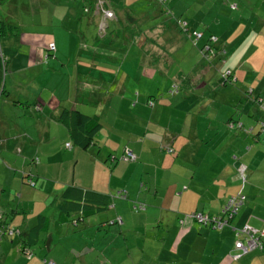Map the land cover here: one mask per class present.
I'll list each match as a JSON object with an SVG mask.
<instances>
[{"label": "rangeland", "instance_id": "1", "mask_svg": "<svg viewBox=\"0 0 264 264\" xmlns=\"http://www.w3.org/2000/svg\"><path fill=\"white\" fill-rule=\"evenodd\" d=\"M145 1L141 0L133 6H129L128 4L125 6L124 0H118L115 1L116 4L113 6L116 9L124 8V12L132 15L136 21H144L143 24L137 21L139 23L137 26L140 29L148 27V24L150 25L149 30L153 28L151 26L155 27L158 25L157 32H146L149 40L144 42V46L149 53L159 55V57L156 55L159 58L158 63L156 62V58L151 61V59L144 55V50L138 45V42L141 43L140 41L134 42L133 40H129L128 37L124 40L121 22L111 20L112 18L106 19L108 26L105 29L103 37L105 39L96 40L95 36L98 33V23L96 21L99 17L94 16V20L87 22L88 17L81 13L80 8L82 6L80 7L81 4H78L80 3L79 1L66 2L67 5H65V1H62L57 5L51 6L49 0H42V3L45 2L46 5L41 6L40 0H0V44L7 46V38H9L11 45L18 49V53L14 59L6 64V70L4 72L0 71V90L4 89V92L0 91V122L13 123V120L16 118L17 123L26 126L31 133L36 134L37 132L28 120L40 121L46 116L44 112L40 113L36 111L35 107H33V110L26 109V115L22 111L17 113L3 103L7 98L15 100L16 97L22 98V96H26L31 100V104L35 98H38L36 107L45 112L47 111L48 116L50 115V111H53L55 107H58L60 110L62 105L67 107L76 106L87 115L98 116L103 129L95 136V139L100 143L108 140L112 145L114 144V148H117L111 149L107 158L110 156L109 160L111 161V157L113 156L117 161L125 162L122 159V155L126 146L124 145L123 138H121L124 134L117 133L113 130V127L126 131L123 129L121 122L132 121L134 115H147V113L141 112L138 108H134L135 104L133 101H136L139 93L145 99L150 100V102L145 104L150 110V114L158 109L160 102L157 100L168 98V92L178 83L179 92H176L179 95L181 94V98L192 92L193 95H198L204 100L191 111L190 116H198V121L202 122L223 117L226 122L231 115L234 119H237L235 127L231 131L241 132L238 136L240 135L243 140L246 139L245 150L243 152L245 158L252 157L250 155L254 151L252 147L258 144L260 146V157L264 160V26L260 29L259 26L252 24L253 22L256 23L260 18L263 19L260 20L261 22L264 21V0H180L184 5L183 7H179L177 13L184 21L187 19L191 22L188 24V34L181 31V28L176 24L175 18L178 17L173 12L153 14L155 6H148ZM24 4H27V9H25ZM165 5H167L166 1ZM53 9L56 11L54 16L50 12ZM64 9L66 12H68V9L70 11L75 10L76 15H74V18L76 16V20L80 18L76 21V26H74L75 31L73 30L70 34L64 31H67L66 29L70 27V23L74 18L68 19L66 27H64V24L60 25L57 22V18L61 19V11ZM164 9L166 10V8ZM237 20L240 23L232 29L223 47L225 52H221L220 50L216 54L208 53L205 55L201 52V45H198V40L195 41L189 36V33L195 26L199 29H195L197 31H203L207 35L209 33L217 35L226 30L227 27H232L231 24ZM52 24L54 27L51 26ZM83 29L89 31L84 39L78 32V30ZM25 30L39 31V33H35L37 40H41L45 36L42 32H47L48 45L53 44L55 40L57 53L62 55V61L61 58L55 57L57 55L49 56L51 59L50 63L47 64L49 59L45 57L46 55L41 56V53L38 58L36 56L33 60L34 55L37 53L38 45L32 44L28 40H22V43L18 40V44L16 42L15 36L22 35ZM256 30L260 32H253ZM71 35L78 38V43L74 44L72 48L70 39L73 37H70ZM65 39L68 40V46L66 48H58ZM150 40H153V42ZM105 41H108V47L105 46L106 48L102 45ZM43 42L47 44L46 40ZM80 42L86 43L88 49L82 50ZM156 43L163 44L160 46ZM33 46L34 48H32ZM111 46L113 47L108 49ZM94 48L99 53V58L110 60V62H112V59L108 56H113L115 59V69L111 74L107 70L101 71L97 69L98 72L104 75L105 79L103 77L100 78L99 75L87 77V71L82 73L76 69V54L79 52L80 58L84 59L86 55H90L89 51H92ZM122 51L124 53L120 54ZM83 65L85 64L83 63ZM83 65L81 67L85 69ZM58 70H60V73ZM227 70H231L237 80L233 83L227 82L224 85L221 75L226 73ZM79 73L81 74L79 75ZM197 73L202 77L198 76V79H193V76L195 77ZM112 81L114 82L112 83ZM200 82H204V85H199ZM190 83H193L194 86H191ZM222 91H226L228 95H225ZM217 92L222 93V95H219ZM210 93L211 95L209 96ZM134 95L135 98H133ZM121 101L128 103V105L130 104L131 107L124 110L125 106L120 103ZM203 107H207L206 113H200ZM244 108L249 109L251 112L243 111ZM120 114L131 116V118L121 116ZM247 115L252 119L257 118L256 124H253ZM162 122L164 123H160L161 125L168 123L167 120ZM239 123L242 129L238 128ZM251 128L253 131L249 132ZM172 129L170 128V131ZM2 130L3 127L0 123V138L4 139L12 135V131H7V128L4 130L7 131L5 134ZM206 130L208 131L207 134H210L209 132H212V134L214 131L216 132L215 127L214 129L207 128ZM184 131L186 132L187 128ZM229 131L224 130L223 134L224 132L229 133ZM257 133H259L260 140L255 143ZM202 134L204 133L202 132ZM64 137L60 136L57 128L52 125V133L45 136L42 141L39 142V137L37 136H34L37 140H32V138L23 135L17 139L16 146L26 139L25 151L28 152V155L23 153L20 157L23 158L24 156V158H27L28 166H38V164L46 162V160L43 161L41 155V151L43 150L53 156V159L51 158L48 161L49 168L46 169L48 174L51 168L50 165H54L55 167L52 166L53 173L51 174L50 172L52 176L60 173V176L64 178L71 177L76 182L78 174L81 172L82 178L85 180L87 171L85 168L81 169L80 165H77V162L65 164L73 158V150L78 151L81 148L72 144L71 139L67 135H64ZM8 139L11 140L10 138ZM66 142L71 143L70 148L65 146ZM89 147L90 149L94 148L93 145ZM211 147L212 149L217 148L216 146ZM177 152L178 150L174 154ZM105 154L106 150L101 148L100 155L104 156ZM14 156L15 152L9 160H13ZM34 158L37 159L34 160L37 164L32 163ZM0 160L2 161V159ZM2 162L7 169L14 171L9 172V178H13V173H17L20 176L24 174L23 169L15 165L17 164L15 163V159L12 163L7 161ZM59 162L64 163L62 169ZM240 164L245 168L243 172L245 180L243 183V177L238 174L239 183L232 185V187H237L236 193L230 196L241 192L245 195V200L247 199V201H244V207H247L249 197L246 189L248 186L256 184L261 187L260 193L264 194V163L260 165V170L256 173L258 175L257 178H254V175H250L246 169L247 165L245 161H241ZM200 175L202 176L203 174L197 168L194 179H199ZM206 175L208 176V173ZM33 179L34 177H32V181H34ZM189 179L191 180V177ZM6 183L8 186L16 188L14 197L16 201L22 200L20 206L23 205L24 212L19 215L17 213L16 215L6 214L5 216L9 221L8 225L11 226V229L17 228L21 231H23V228L18 223H13L12 220L15 217H19L20 222H22L24 216H26V221L30 218L37 219V214L45 210L44 214L49 215L53 211V208L49 204L50 199L53 197L51 192L62 188L56 181L45 179H39L36 187L27 181H24L25 184L21 183L19 178H16L14 183L10 184L8 181ZM223 184L227 186L226 181ZM21 186L22 191L20 189ZM1 194H4V192L1 189L0 180ZM4 195L6 196V194ZM16 195H19L20 198L18 199ZM14 197L9 195L8 199L11 201ZM133 202L141 203L140 201ZM240 208L238 213H242V206ZM247 208L249 212L247 214H254L253 216L259 217L264 222V207L250 205ZM1 212L2 210H0ZM7 212H10V210ZM201 212L198 210V213ZM184 215L185 213L182 216ZM117 219H120V221L117 224H110L109 227L119 226L123 223L122 216L118 215ZM10 222H12L11 225ZM6 231L7 229L3 231V226L0 225V242L3 243L0 246V264H29L31 258L28 255L20 253L19 235L16 233L9 235ZM66 242L65 238L60 239L52 247L53 250L44 255L45 259L53 261L57 259L61 262H67V264H83L76 253L66 254L62 250V247L66 246ZM43 244L44 239H41L34 248L39 249ZM34 248H32L33 254L31 257L37 259L39 256L36 253L37 249ZM2 253L5 256H1ZM95 258L92 256L90 261L94 262Z\"/></svg>", "mask_w": 264, "mask_h": 264}, {"label": "crops", "instance_id": "2", "mask_svg": "<svg viewBox=\"0 0 264 264\" xmlns=\"http://www.w3.org/2000/svg\"><path fill=\"white\" fill-rule=\"evenodd\" d=\"M139 1L141 0H129V2L124 0V5L133 6ZM40 4L46 5L45 2L42 3V0H40ZM167 5L171 13L173 12L179 18L180 15L177 11L184 4L180 0H167ZM24 6L26 9L28 8L27 4H24ZM155 13L156 11H153V14ZM260 20L263 19L260 18L256 23L253 22L252 24L259 26L261 29L264 26V21L261 22ZM186 21L188 24L191 23L187 19ZM239 23L237 20L231 24L232 27H227L226 30L217 35L214 33L207 35L202 31L201 37L197 39L198 45L206 43L208 36L214 34L219 38L218 44L224 47L232 29ZM190 26L192 27V25ZM149 27L143 28L145 31L157 32L158 30V25L153 30H147ZM194 29H198L197 26ZM84 32L86 34L87 32L89 33L87 29H84ZM253 32L260 31L256 30ZM36 37L32 33H23L20 36L21 43L22 40H28L32 44L38 45L37 53L34 55L33 60L36 56L37 58L39 57L41 52L39 45L47 40V35L41 40H37ZM70 37H73L70 39L72 48L74 44L78 43V39L73 35ZM156 44L161 46L163 43ZM56 55L62 61V55H59L57 51ZM15 56L11 58V61ZM49 63L50 60L47 64ZM76 69L82 73L85 72V69L80 67ZM58 72L60 73V70ZM198 76V73L195 74L193 79ZM101 77L105 78L102 73ZM221 80L223 81L222 75ZM199 84L204 85V82ZM178 92L174 94L168 92V98L157 100L160 102L158 109L150 114V110L145 106L149 99H145L139 93L136 101H133L135 104L134 108H138L141 112L147 113V115H134L132 121L121 122L123 129L126 131L113 127V130L117 133L124 134L121 138L124 140L125 148L132 150L136 154L137 159L135 161L119 162L116 160L113 163L109 160L110 156L107 158L109 151L117 148H114V144L112 145L108 140L100 143L95 139V136L103 129V125L100 122L101 127L95 134L91 144L94 148L90 149V147H87L78 151L73 150V158L65 163L77 162L81 169L85 168L87 170L86 179L82 178V173L80 172L76 182L70 176V178L60 176V173L52 176V166L54 165H50L51 174L50 172L48 174L46 171L49 168L48 161L51 158L53 159V156L48 152L41 151L43 161L46 160L44 164L28 166L27 158H24V156L23 158L20 157L23 153L28 155V152L25 151L26 139L16 146L17 139L23 135L32 138V140H37L34 138V136H37L39 137V142L42 141L45 136L52 133V125L57 128L60 136L64 137V135H67L70 138L67 128L55 118L57 112H59L58 107H55L53 111L51 110L49 116L46 113L47 111H38L40 113L44 112V115H46L40 121L28 120L37 132L36 134L31 133L26 126L17 123L16 118L13 123L0 122L4 134L8 130L12 131L10 137L0 138L2 139L0 141V159L11 163L15 159L17 167H21L23 171L33 175L34 187L38 185L39 179L56 181L62 187L60 190L51 192L53 197L50 199L49 204L53 211L49 215L44 214L45 210L37 214V219L30 218L26 221V216H24L22 222H20L19 217H15L12 220L13 223H18L23 228L25 235L22 236L20 241L24 244L23 239H25L27 241L26 244L31 249L41 239H44V244L39 249L34 248L37 249L36 253L39 257L37 259L30 257L29 264H43L44 255L52 251V247L62 238L67 240L66 246L62 247V250L66 254L76 253L83 264L93 262L90 261L92 256L96 257L92 264H264V247L263 250H252L245 254L234 248L236 236L231 227L224 226L221 229H214L188 218V212L198 210L209 215H220L225 201L230 195L236 193L237 187H232V185L240 181L237 173L240 162L245 161L246 169L250 175H254V178L258 177L256 173L260 170V165L264 163V160L260 157V146L256 144L252 147L254 149L253 153L250 154L252 157L245 158L243 152L246 139L243 140L240 135L238 136L241 132L229 131L227 126H225L223 117L202 122L198 121V116H190L191 111L198 107L199 104L190 110H183L180 104L182 100L181 94L179 95ZM222 92L228 95L226 91ZM218 94L222 95V93ZM133 98H135V95ZM200 99V103L204 101L202 98ZM16 100L28 103L29 106H19L20 104L14 103V100L11 101L9 98L4 101V104L17 113L22 111L24 115L27 113L26 109L33 110L34 105L38 103V98H35L31 104V100L26 96H24V100L19 97ZM10 102L11 104L13 102L12 107H9ZM120 103L124 104V110L131 107L126 102L123 103L121 101ZM21 107L24 109L22 110ZM71 108L77 107L71 106ZM252 110L255 111L254 108ZM206 111L207 107H203L200 113H206ZM243 111L251 112L245 108ZM120 115L131 118V116L125 114ZM230 117L232 116L230 115ZM164 120H167L168 123L161 125L160 123H164L162 122ZM250 120L253 124H256L257 118H250ZM15 121L16 123H14ZM214 127L216 132L207 134L208 131L206 129H214ZM5 128H7V131H4ZM170 128H173L172 131H170ZM185 128H187L186 132L184 131ZM224 130L229 131V133L224 132L223 134ZM181 133L183 134L182 136ZM259 140L260 136L254 142L257 143ZM167 146L173 147V152H168L166 150ZM211 146H216L217 148L212 149ZM101 148L106 150L104 156L100 155ZM177 150L178 152L174 154ZM14 152V159L9 160L14 155ZM2 161L0 160V180L3 192L6 194V196L4 194L2 196V207L6 212L10 210V212L6 213L8 215L22 214L24 212L23 205L20 206L22 200L15 204L13 200L10 201L8 199L9 195L14 197L16 188H12L6 183V181L10 184L14 183L16 178L22 180V176L13 173V178H9V172L14 171L7 169ZM59 164L62 169L64 163L59 162ZM197 168L203 175H200L199 179H194ZM206 173H208V176ZM189 177H191V180ZM224 181L227 182V186L223 184ZM72 186L80 187L87 193L104 196L105 200L113 206L111 208L97 209L95 204L89 205L91 208L82 210L84 214L83 221L78 227H73L69 219H67L68 214L55 209V202L59 201L60 196L67 187ZM118 188L126 190L127 197L125 200L107 197V195ZM20 189L22 191V186ZM260 191L261 187L256 184L248 186L246 189L249 197L247 207L250 205L264 207V194H261ZM10 192L13 194H10ZM133 201H140L145 208L134 211ZM244 206L245 202L242 205V213H238L231 220V224L239 227L244 222H248L254 227L261 228L264 222L259 217L253 216L254 214H247L249 213L248 208ZM14 208L15 210H13ZM183 213H185L184 216H182ZM118 215L122 216L123 223L121 225L109 227L110 225L103 224ZM2 245L3 243L0 242V246ZM235 254H239L237 259L232 258ZM1 256H5V254L2 253ZM54 261L56 264H67V262H61L57 259H54Z\"/></svg>", "mask_w": 264, "mask_h": 264}, {"label": "trees", "instance_id": "3", "mask_svg": "<svg viewBox=\"0 0 264 264\" xmlns=\"http://www.w3.org/2000/svg\"><path fill=\"white\" fill-rule=\"evenodd\" d=\"M62 1H65V5H67L66 2H71V1H74V0H52V1L50 0V2H51L50 4H51V6H53V5H57V4L61 3ZM75 1H79L80 2L78 4L79 5L81 4L80 7L82 6L80 8L81 13L84 16H87L89 18V19L87 18V22H91L92 20H94V16L95 17L96 16L99 17V19H97V21H96L98 23L97 24V30L99 29L100 22L103 20L104 12L108 11V10L111 11L113 13V17H112L111 20L120 21L121 22V25H122L121 30L124 33V35L122 36L123 39L125 40L128 37L129 40H133L134 42H136L137 40L140 41L141 43L138 42V45H140L141 49L144 50L143 51L144 55H146V57L151 59V61L154 58H156L157 59L156 62L157 63L159 62V58H158L159 55L155 54V53H149L147 48L144 46V42L149 40V38L146 35L147 31L142 29L143 27L140 29L137 26V24H139V23L143 24L144 21H142V20L138 21L137 20L139 22L138 23L136 20H134L132 15H130V14L126 13V12L125 13L123 12L124 8L116 9L113 6V5L116 4L115 0H75ZM165 1L167 3V0H150V1L146 0L145 2H146V4L148 6H153V7L155 6L154 7L155 9H153V11H156L155 14H158V13H169L170 9H169L168 5H165ZM41 6H44V5H41ZM164 8H166V10ZM25 9H26V7H25ZM50 12H52V16H54L56 11H54V9H53ZM74 15H76L75 10L70 11L68 9V12H66V10L64 9L63 11H61V19L57 18V22L60 23V25L64 24V27H66L65 26L66 22L69 21L71 18H74ZM76 18H77V16L70 23V27H68L66 29L67 31H64V32H68L69 33V32H72L73 30L75 31V27L74 26H76V21L80 19L79 18V19L76 20ZM107 19H109V18H107ZM175 20H176V24L181 28V31H183L186 34H188V22L184 21L180 17L179 18H175ZM181 22H184V25H181ZM106 24H107V22H106ZM134 24H135V26H134ZM51 26L54 27L53 24ZM149 26L150 25L148 24V27ZM77 27H78V22H77ZM106 27H105V29H106ZM152 27L153 28H151L150 30L154 29V26H152ZM147 30H149V28ZM142 31H143V33H142ZM192 31L199 32L202 35V32H200V31H197L195 29L191 30V32L189 33V36L192 37L193 40H195V39H194L193 36H191ZM78 32L81 34L83 39L86 37V32H84V29L83 30H78ZM24 33L35 34V33H39V31H30L29 32V31L25 30ZM42 33L47 35V32H42ZM104 35H105V30L103 32L98 31V33L95 36V39L96 40H98V39L103 40V39H105V38H103ZM201 35H200V37H201ZM20 36H21V34H20ZM20 36H18V37L15 36L17 44H18V40L20 42ZM212 36L216 37L215 41L211 40ZM218 40H219V38L216 35L210 34L208 36L207 42L204 43L203 45H201V47H200L201 48V52L203 54H205V55L208 54V53L216 54V52H219L220 50H221V52H225L223 47L218 44L219 43ZM7 41H8V45L7 46L0 44V71H3V72L6 70L5 67H6V64L8 63L9 59L11 60V58L18 53L17 47H14V46L11 45L9 38H7ZM150 41L153 42V40H150ZM107 42L108 41H105L104 44L102 43V45L104 47L105 46L108 47ZM46 43H47V40H46ZM64 44H65V46H63ZM71 45H72V43H71ZM80 45H81V49L82 50H84L85 48L88 47L87 44L84 43V42L81 43ZM205 45H209L211 51L205 50L203 48ZM39 46H40L41 56L42 55L43 56L46 55L45 57H47L50 60L51 58H49V56H55L56 55L57 49H56L55 40H54L53 44L48 45V43L44 44V42H43ZM67 46H68V40L65 39V40H63L61 42V44L58 46V48H62V47L66 48ZM112 47L113 46H111L108 49H111ZM95 49L96 48H94L92 51H89L90 55H86V57L84 59L80 58L81 56H79L80 53L78 52L76 54V56H75L77 67H81L83 65V63L85 62L84 63L85 65H83V66L85 67V71L88 72V76L87 77H90V76L92 77V75H96V76L99 75V77L101 78V72H98L97 69H99L101 71L107 70L111 74V72H113L114 69H115V62H114L115 59L113 58V56H108V57H110L112 59V62H110V60L101 59V58L98 57L99 53L97 51H95ZM121 50H123V49H121ZM123 53H124V51H122L120 54H123ZM156 55H158V57ZM105 58H106V56H105ZM120 60H121V58H120ZM229 73H230V75L228 76V78H230V79H228V80H224L223 79V81H222V83L224 85L227 82L233 83L234 81H236V76L232 73L231 70H230ZM80 74L81 73H79V75ZM113 74H116V73H113ZM231 76H234L235 79L232 80ZM190 85L194 86L193 83H190ZM178 89H179V85H178V83H176L174 85V87H172V89L169 91V93L174 94L176 91H178ZM0 91L4 92V89H1ZM8 95H9V93H8ZM16 98L14 100V103L17 102L18 104H20L19 106H22V105L29 106L28 103H24V102H21L19 100H16ZM200 98L201 97L198 96V95H193L192 92L188 93V95L184 96L182 98L181 102H180L181 108L183 110H190V109L194 108L196 105L200 104V101H201ZM0 99H1V97H0ZM20 99L24 100V96H22V98H20ZM149 102H150V100H149ZM259 102H261V101H259ZM10 104H11V102H10ZM12 104H13V102H12ZM11 105L9 107H12ZM34 106H35L36 111L41 110L40 108L36 107L37 104H35ZM55 118H56L57 121L62 123L67 128V131H68V134L70 135L72 144H74V145H76V146H78L80 148H83V149L89 147L93 143L94 136H95V134L97 133V131L101 127V123L99 121L98 116H96V115L90 116V115H87V114L83 113L78 108H71V107H67V106H64V105L61 106V108H60L59 112L57 113V115L55 116ZM236 120L237 119H234L233 117H230L225 122L226 126H227V128L229 130H231V129H233V127H235ZM238 128L242 129V126H241L240 123L238 124ZM252 131L253 130L251 128L249 130V132H252ZM258 139H259V133L256 134L255 141L258 140ZM1 140L2 139H0V141ZM67 143H69V142H67ZM66 144H65V146H66ZM69 144L71 146V143H69ZM68 148H70V147H68ZM166 150L168 152H172L173 151V147L167 146ZM132 153L134 154L133 151H132ZM122 156L123 157L125 156V151L124 150H123V155ZM122 159L125 162L135 161L137 159V156H136V154H134V159H132V160L124 159V158H122ZM34 160H37V159L34 158L32 160V163H36V162H34ZM115 161H116L115 157H114V159L111 158V162L115 163ZM23 173L24 174H21V176H22L21 182L24 183V181H27L29 184L34 185V181H32V176L33 175L31 173L27 172V171L26 172L23 171ZM243 183H244V181H243ZM1 189L3 191L2 185H1ZM10 194H13V193L10 192ZM19 195H16V196H18V199H19ZM2 196H3V194L0 195V210H2V212L0 213V225L3 226V231L7 229L6 232L9 233L10 230H12L13 232H11V234H9V235H13L14 233H16L17 235H19L20 240H22V236L25 235V232L23 233V231L18 230L17 228L11 229L10 228L11 226L8 225L9 221L7 220V217L5 216L7 212L2 207V201H3V197ZM107 197L108 198H114L115 197V198H120L121 200H125L126 197H127L126 196V190L118 188V189H116L113 192V195H112V193H110L109 195H107ZM12 199L15 202V204H17L19 202L18 200L16 201L15 198H12ZM226 201H225V203H226ZM225 203L222 206L220 215H210V216H217V217L226 216V214L223 216V208L225 206ZM91 204H95L97 209L111 208L112 207V204H110L108 201H106L104 196H99V195L94 194V193H87L86 191L82 190L80 187L72 186V187H67L64 190V192L62 193V195L60 196L59 201L55 202V207H56L55 209H58L59 212L68 214L67 215V219H69L70 224L73 227H78L80 225V223L84 219V214H83L82 210L83 209H87V208H91L89 206ZM144 208L145 207H144L143 203L133 202V210L134 211L143 210ZM13 210H15V208ZM194 212H198V211H194ZM73 213H74V215H72ZM201 213H203V212H201ZM203 214H205V213H203ZM207 215H209V214H207ZM120 219L118 220L117 216H116L114 218H111V219L105 221L103 224L104 225L117 224L120 221ZM231 220H230V226L229 227L233 226L231 224ZM193 221H195V220H193ZM195 222H197V221H195ZM11 224L12 223L10 222V225ZM206 225L214 228L210 224H206ZM233 227H236V226H233ZM255 228H257V227H255ZM262 228H263V226H262ZM262 228H257V229L261 230ZM263 239H264V235L262 236V243H263ZM23 240H24L23 241L24 244L21 241L19 243V245H20L19 246L20 247V253H22L24 255H28L29 257H31V255L33 254V251L29 247V245L26 244L27 241H25V239H23ZM263 247L264 246L262 244L261 248H257L255 250H263ZM48 261H50V260L45 259V258L42 259L43 264H47ZM51 261H53V260H51ZM53 263L56 264L55 261H53Z\"/></svg>", "mask_w": 264, "mask_h": 264}, {"label": "built area", "instance_id": "4", "mask_svg": "<svg viewBox=\"0 0 264 264\" xmlns=\"http://www.w3.org/2000/svg\"><path fill=\"white\" fill-rule=\"evenodd\" d=\"M112 17H113V13L111 11L109 10L105 11L103 20L99 24L98 31L103 32L105 30V27L107 26L105 19L112 18ZM181 25H184V22H181ZM200 35L201 34L196 31H192L191 33V36H193L195 40H197L200 37ZM211 40L215 41L216 37L212 36ZM203 48L205 50L211 51L209 45H205ZM229 72L230 70H227L226 73L222 74V77L224 80L230 79L228 78V76L230 75ZM231 79L234 80L235 79L234 76H231ZM66 146L70 147V144L67 143ZM124 151H125V156L124 157L122 156V158L129 159V160L134 159V154L132 153L131 150H129L128 148H125ZM111 158L114 159L113 156ZM244 169L245 168L243 165H240L238 167V174H240V176L243 177V181L245 180V177L243 176ZM244 201H245V196L241 192H238L237 194L230 196L227 199L225 206L223 208V216L225 214L226 216L217 217V216H210V215L203 214V213L192 212L188 214V218H191L192 220H195L201 224H205V225L210 224L215 229H221L224 226H230V220L236 215V213L238 212L240 206L244 203ZM231 227L236 236V239L234 241V248L241 251V253L245 254L249 251L262 247V244H263L262 236L264 235V227L261 230H259L255 228L254 226H252L251 224H249L248 222H245L243 225L239 227H233V226ZM11 232L13 231L10 230L9 234H11ZM238 257H239V254H235L233 255L232 258L237 259ZM47 264H54V263L53 261L50 260L47 262Z\"/></svg>", "mask_w": 264, "mask_h": 264}]
</instances>
